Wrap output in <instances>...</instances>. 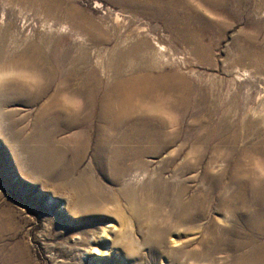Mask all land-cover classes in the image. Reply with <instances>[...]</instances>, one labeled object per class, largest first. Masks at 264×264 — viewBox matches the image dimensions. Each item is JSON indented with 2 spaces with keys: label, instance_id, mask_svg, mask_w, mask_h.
<instances>
[{
  "label": "rangeland",
  "instance_id": "1",
  "mask_svg": "<svg viewBox=\"0 0 264 264\" xmlns=\"http://www.w3.org/2000/svg\"><path fill=\"white\" fill-rule=\"evenodd\" d=\"M0 73V264H264V0H0Z\"/></svg>",
  "mask_w": 264,
  "mask_h": 264
},
{
  "label": "bare ground",
  "instance_id": "2",
  "mask_svg": "<svg viewBox=\"0 0 264 264\" xmlns=\"http://www.w3.org/2000/svg\"><path fill=\"white\" fill-rule=\"evenodd\" d=\"M137 50V49H136ZM137 59L139 60L138 61V64H141L142 65V67L144 68V70H145V74L146 75H144L141 79H139V80H135V81H132V80H128V81H124V82H122V84L120 85V86H116V91L118 90V88L120 89L121 88V94L124 96V97H126V98H132V97H136V96H146V97H148V95L150 94V91H151V93L153 94L152 96H154L155 98L157 97L156 95H157V93H156V88L158 87V82H159V80H160V77H158L156 74H154L153 72H152V74H150L149 73V71L151 70V71H153V70H156V67L154 66V65H150L149 64V61L151 60L150 58H147L146 56H142V57H140V56H137ZM149 60V61H148ZM37 69H38V67H37ZM158 92V91H157ZM147 94V95H146ZM156 100H159V99H156ZM57 102H56V100H54V102H53V106L54 105H56L57 106ZM156 104L158 105V102H156ZM134 105V104H133ZM133 105L132 104H129L128 105V107L129 108H132V110L134 109V107H133ZM126 106V105H125ZM111 110V109H110ZM66 112H68V109H66ZM69 113V112H68ZM67 113V114H68ZM112 113V112H111ZM75 119V118H74ZM57 120V119H56ZM79 120H81L80 118H79V116H76V119L74 120L75 121V123H78L79 122ZM54 121V120H53ZM74 124V123H73ZM38 131V130H37ZM41 131V130H40ZM52 131V130H51ZM54 131V130H53ZM136 131H137V129H133V131L132 132H130L129 134H127L128 136H126V135H124L122 138H121V141H120V144L122 143L123 145H128V144H130V143H132L133 141H134V137H133V133L135 132V134H136ZM45 132V131H44ZM43 132V133H44ZM47 132V131H46ZM46 132L43 134V139H44V141H45V143H48V142H50L52 139L54 140V138L56 137V136H51L49 133H48V135L46 134ZM49 132V131H48ZM40 134V133H39ZM236 135V134H235ZM103 137V136H102ZM52 138V139H51ZM107 138V137H106ZM235 138V137H234ZM105 139V138H104ZM103 139V140H104ZM107 141H108V138H107ZM106 142V141H105ZM136 142V141H135ZM134 142V143H135ZM136 144V143H135ZM264 144V143H263ZM52 145V144H51ZM130 145H132V144H130ZM48 146V145H47ZM100 147V146H99ZM101 147H103V146H101ZM130 147V146H129ZM51 149H53V148H51ZM119 150H121V151H119ZM142 150V152H143V149H141ZM148 149L146 148L145 149V153L146 152H148L147 151ZM151 150V149H150ZM46 151V150H45ZM53 151H55V150H53ZM115 152H114V157H116L117 159L118 158H123V155L125 156L126 155V153H127V151H126V149L125 150H123L122 149V147H121V149H118L117 150V148L114 150ZM151 152V151H150ZM57 153V152H56ZM135 153V152H134ZM141 153V152H140ZM144 153V152H143ZM144 153V154H145ZM138 154V153H137ZM51 155V154H50ZM49 155V156H50ZM55 155V154H54ZM128 155H130V153L128 152ZM127 155V156H128ZM133 155V154H132ZM139 155H141V154H139ZM37 156V155H36ZM62 156V155H61ZM58 157V156H57ZM137 157V156H136ZM46 158V157H45ZM48 158V157H47ZM52 158V157H51ZM55 158V157H54ZM48 160V159H47ZM119 160V159H118ZM123 160V159H122ZM43 161V160H42ZM57 161V160H56ZM61 161V160H60ZM62 162V161H61ZM58 163V162H57ZM44 164V163H43ZM48 164V163H47ZM55 164V163H54ZM59 164H60V162H59ZM50 166H52V165H50ZM56 166H59V165H56ZM47 167V166H46ZM48 167H49V165H48ZM128 167V166H127ZM126 167V168H127ZM52 168H54V167H52ZM113 170H114V173L116 174V175H119V176H121V174L123 175V174H126V173H128V171L130 170V168H124V166H122V164L120 163V160H119V162L118 161H113ZM56 169V168H55ZM58 169V168H57ZM48 170V169H47ZM50 170V169H49ZM79 182V181H78ZM90 182V181H89ZM94 182V181H93ZM77 183V182H76ZM81 183H83V182H81ZM75 185V184H74ZM73 185V186H74ZM78 186L80 185V184H77ZM91 185V184H90ZM94 185V184H93ZM77 186V187H78ZM82 186V185H81ZM80 187V186H79ZM75 188H76V186H75ZM81 188V187H80ZM83 188V187H82ZM79 190V189H78ZM81 190H79V192H80ZM263 191V190H262ZM78 195V194H77ZM182 191H180L179 193H178V199H177V201L175 202V206L178 204V203H181V204H183L182 205V207H181V209H183V210H186V209H189V208H192L193 207V204H194V201H187V200H184L183 198H182ZM150 196V195H149ZM245 196V195H244ZM146 197H147V195H146ZM264 197V196H263ZM79 198V197H78ZM79 202H80V199H77ZM149 200H150V198H149ZM148 201V200H147ZM139 202V201H138ZM155 202V201H154ZM264 202V201H263ZM74 203H77V201L76 202H74ZM145 204V203H144ZM139 205V204H138ZM143 205V204H142ZM150 205V204H149ZM173 205V204H172ZM171 205V206H172ZM144 206V205H143ZM135 207V206H134ZM142 207V206H141ZM152 207V206H151ZM137 208V207H136ZM135 208V209H136ZM146 209V208H145ZM137 210L139 211L140 209H138L137 208ZM141 211V210H140ZM146 211H148V213H149V215L150 216H152L153 218H154V216H156V215H154V212H155V210H153L152 208H149V209H146ZM159 211V210H158ZM188 211V210H187ZM142 212V211H141ZM185 212V211H184ZM157 215H158V213H157ZM158 217V216H157ZM261 224V223H260ZM252 228V227H251ZM259 228V227H258ZM256 231V230H255ZM248 232V231H247ZM263 232V231H262ZM161 235L163 234V231H162V233H160ZM260 234V233H259ZM264 234V233H263ZM94 250H95V253H98L99 254V249L98 248H94ZM260 250V249H259ZM263 252V251H262ZM255 253V252H254ZM256 254V253H255ZM252 255V254H251ZM250 255V256H251ZM260 255V254H259ZM264 255V254H263ZM262 256V255H261ZM258 258V257H257ZM241 259V258H240ZM248 260H249V258H247ZM254 259V258H253ZM251 260V259H250ZM262 260H263V258H262ZM247 262V261H246ZM250 263V262H249ZM258 263V262H257ZM246 264V263H245ZM256 264V263H255ZM260 264H262V263H260Z\"/></svg>",
  "mask_w": 264,
  "mask_h": 264
},
{
  "label": "snow or ice",
  "instance_id": "3",
  "mask_svg": "<svg viewBox=\"0 0 264 264\" xmlns=\"http://www.w3.org/2000/svg\"><path fill=\"white\" fill-rule=\"evenodd\" d=\"M5 78L22 79L23 75L22 74L17 75L16 73H9V74H7V77H6L3 73H0V82H2ZM30 82L33 84H37L36 80H31ZM66 102L71 103V101L67 100V98H66ZM155 115H158V116L162 117L163 119L168 118L167 115L163 111L157 112V113H155ZM261 179H264V176H261Z\"/></svg>",
  "mask_w": 264,
  "mask_h": 264
},
{
  "label": "clouds",
  "instance_id": "4",
  "mask_svg": "<svg viewBox=\"0 0 264 264\" xmlns=\"http://www.w3.org/2000/svg\"><path fill=\"white\" fill-rule=\"evenodd\" d=\"M256 167L260 171L261 176H264V167H262L258 161L256 163Z\"/></svg>",
  "mask_w": 264,
  "mask_h": 264
}]
</instances>
